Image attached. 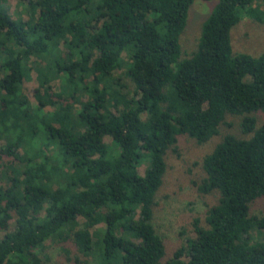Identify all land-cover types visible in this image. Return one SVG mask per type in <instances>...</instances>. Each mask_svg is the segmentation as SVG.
Returning <instances> with one entry per match:
<instances>
[{
  "label": "trees",
  "instance_id": "1",
  "mask_svg": "<svg viewBox=\"0 0 264 264\" xmlns=\"http://www.w3.org/2000/svg\"><path fill=\"white\" fill-rule=\"evenodd\" d=\"M5 1L0 264H49L48 243L73 264H264V213H251L264 198V53L234 54L231 38L245 18L264 24L261 0H218L187 58L196 0H20L27 20ZM229 116L245 137L225 135L197 183L218 203L167 259L153 219L168 152L183 136L207 144Z\"/></svg>",
  "mask_w": 264,
  "mask_h": 264
},
{
  "label": "rangeland",
  "instance_id": "2",
  "mask_svg": "<svg viewBox=\"0 0 264 264\" xmlns=\"http://www.w3.org/2000/svg\"><path fill=\"white\" fill-rule=\"evenodd\" d=\"M217 3L218 0H196L192 5L187 28L181 36L183 57L187 58L197 49L202 26ZM257 5L264 8V1L257 2ZM5 8L14 19L19 16L25 20L28 19L25 7L20 4V0H6ZM231 38L234 54H249L258 57L264 53V24L251 18H245L235 26L232 29ZM54 88L57 92L56 84H54ZM40 90L42 89L39 86L37 74L31 72L29 78L25 80L24 92L33 105H37L45 96V94H39ZM42 92L44 93V91ZM256 116L259 124H263L264 112L258 113ZM241 120L242 118L237 116L227 117L225 124L221 126V135L205 145H198L194 139L183 136L178 142L179 153H174L171 150L168 152L166 157L167 172L157 195L153 219L157 232L166 244L167 259L172 257L173 253L187 242V239L196 237L194 225L196 219L201 221L203 227L207 226V212L218 203L219 195L217 193L207 196L199 194L197 183L206 177L202 162L225 135L234 134L238 137H245L240 129ZM106 142L111 145L113 140L111 137H107ZM144 172L145 166L140 169L142 175ZM251 213L252 215L264 213V198L252 205ZM14 230L15 222L12 221L9 232ZM4 233V231H0L1 236H4ZM254 236L255 239L264 241V231L255 233ZM48 246L50 247L46 254L50 257L49 264H73L68 263L59 246L52 243H48Z\"/></svg>",
  "mask_w": 264,
  "mask_h": 264
}]
</instances>
